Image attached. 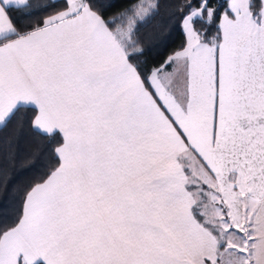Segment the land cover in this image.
<instances>
[{"label": "snow or ice", "instance_id": "1", "mask_svg": "<svg viewBox=\"0 0 264 264\" xmlns=\"http://www.w3.org/2000/svg\"><path fill=\"white\" fill-rule=\"evenodd\" d=\"M3 132L0 264H264V0H0Z\"/></svg>", "mask_w": 264, "mask_h": 264}, {"label": "trees", "instance_id": "2", "mask_svg": "<svg viewBox=\"0 0 264 264\" xmlns=\"http://www.w3.org/2000/svg\"><path fill=\"white\" fill-rule=\"evenodd\" d=\"M33 5H39L43 3V0H31ZM159 19V18H157ZM153 23L148 24L145 28L142 29V34L145 36V43H149L148 37L154 34ZM167 29H162L166 31ZM182 36L180 34L179 27H174L167 35V38L164 40L163 44H157L152 47L147 54L149 58L155 56V62H159L162 59L163 55H166L168 51H171L173 48L177 47ZM0 135H7V132L0 133ZM36 139L32 136H24L21 138L18 147H15L17 152L16 164L15 167L9 169V184L6 191H0V206L8 205L14 202V190L22 187L27 184L43 167V155L41 158L37 159L35 165L29 167V158L36 147Z\"/></svg>", "mask_w": 264, "mask_h": 264}]
</instances>
